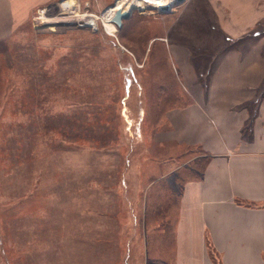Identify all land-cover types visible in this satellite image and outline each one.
Wrapping results in <instances>:
<instances>
[{
  "label": "rangeland",
  "instance_id": "obj_1",
  "mask_svg": "<svg viewBox=\"0 0 264 264\" xmlns=\"http://www.w3.org/2000/svg\"><path fill=\"white\" fill-rule=\"evenodd\" d=\"M118 1L33 3L0 42V264H171L181 187L206 158L155 140L201 104L166 44L187 45L208 90L225 52L264 44V22L229 39L215 2L159 0L109 31Z\"/></svg>",
  "mask_w": 264,
  "mask_h": 264
},
{
  "label": "crops",
  "instance_id": "obj_2",
  "mask_svg": "<svg viewBox=\"0 0 264 264\" xmlns=\"http://www.w3.org/2000/svg\"><path fill=\"white\" fill-rule=\"evenodd\" d=\"M48 1L0 0V42L22 27L31 4ZM211 1L223 35H261L264 0ZM166 45L174 60H187L182 69L201 104H192L185 120L176 111L171 129L156 131L155 140L202 147L206 158L200 175L181 187L168 259L171 264H264V44H250L247 54L225 52L214 63L208 90L196 84L187 45Z\"/></svg>",
  "mask_w": 264,
  "mask_h": 264
},
{
  "label": "bare ground",
  "instance_id": "obj_3",
  "mask_svg": "<svg viewBox=\"0 0 264 264\" xmlns=\"http://www.w3.org/2000/svg\"><path fill=\"white\" fill-rule=\"evenodd\" d=\"M143 1V2H142ZM125 2H129L132 4L133 7H144L146 8V6H144L145 4L149 3V4H153L152 2H160L159 0H133V1H129V0H120L118 1V3L112 7H110L106 12H105V25L106 28L109 31H117L120 26H121V16L118 13V10H123L121 7L123 5V3ZM175 2V0H173L171 3ZM161 3V2H160ZM157 4V3H156ZM161 5H159L160 7ZM130 10V9H127ZM126 10V11H127ZM89 21H93V19H86L85 22H83V25L85 26L86 22Z\"/></svg>",
  "mask_w": 264,
  "mask_h": 264
},
{
  "label": "water",
  "instance_id": "obj_4",
  "mask_svg": "<svg viewBox=\"0 0 264 264\" xmlns=\"http://www.w3.org/2000/svg\"><path fill=\"white\" fill-rule=\"evenodd\" d=\"M185 0H175L173 3H166L165 5L160 6L158 9L161 14H169L172 12V9L180 4H182ZM136 9V7H132L130 10H118L119 15L121 16V23L123 20L128 19L132 12ZM85 25L95 27L93 21L86 22Z\"/></svg>",
  "mask_w": 264,
  "mask_h": 264
},
{
  "label": "built area",
  "instance_id": "obj_5",
  "mask_svg": "<svg viewBox=\"0 0 264 264\" xmlns=\"http://www.w3.org/2000/svg\"><path fill=\"white\" fill-rule=\"evenodd\" d=\"M168 3V2H167Z\"/></svg>",
  "mask_w": 264,
  "mask_h": 264
}]
</instances>
